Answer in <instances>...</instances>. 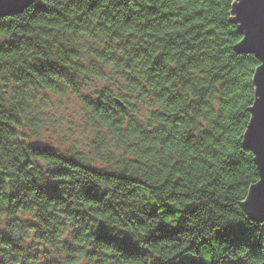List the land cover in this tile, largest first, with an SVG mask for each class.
<instances>
[{"label":"trees","instance_id":"obj_1","mask_svg":"<svg viewBox=\"0 0 264 264\" xmlns=\"http://www.w3.org/2000/svg\"><path fill=\"white\" fill-rule=\"evenodd\" d=\"M233 1L34 0L0 17V264H264V221L241 205L260 62L234 48ZM91 78L106 84L83 94ZM41 91L79 96L88 151L29 141Z\"/></svg>","mask_w":264,"mask_h":264},{"label":"water","instance_id":"obj_2","mask_svg":"<svg viewBox=\"0 0 264 264\" xmlns=\"http://www.w3.org/2000/svg\"><path fill=\"white\" fill-rule=\"evenodd\" d=\"M32 1L0 0V17L18 13ZM231 14L243 34L235 50L254 53L260 62L253 75L255 100L249 108L251 118L243 135V146L253 152L259 178L241 205L252 219L264 221V0H234ZM116 101L124 106L119 99Z\"/></svg>","mask_w":264,"mask_h":264},{"label":"rangeland","instance_id":"obj_3","mask_svg":"<svg viewBox=\"0 0 264 264\" xmlns=\"http://www.w3.org/2000/svg\"><path fill=\"white\" fill-rule=\"evenodd\" d=\"M105 84L106 81L103 79L91 78L85 82L82 93H92L101 89ZM42 99L46 100L43 103L47 105L45 116H35L31 117V121L26 120L24 133L29 141L62 149L73 148L88 151L93 131L86 122V113L81 106L79 96L71 93L60 95L41 91L38 93L37 102L40 103ZM138 108L141 115L146 116L149 109L148 104L138 102ZM32 123L40 125L36 128L37 136H33V130L30 129Z\"/></svg>","mask_w":264,"mask_h":264}]
</instances>
